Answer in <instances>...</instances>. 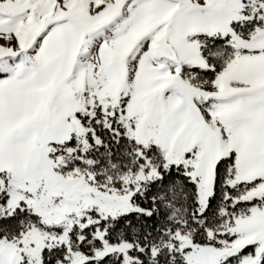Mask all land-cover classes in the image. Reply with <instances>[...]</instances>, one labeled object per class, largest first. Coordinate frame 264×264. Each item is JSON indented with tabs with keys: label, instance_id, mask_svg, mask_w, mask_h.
Wrapping results in <instances>:
<instances>
[{
	"label": "snow or ice",
	"instance_id": "1",
	"mask_svg": "<svg viewBox=\"0 0 264 264\" xmlns=\"http://www.w3.org/2000/svg\"><path fill=\"white\" fill-rule=\"evenodd\" d=\"M0 264H264V0H0Z\"/></svg>",
	"mask_w": 264,
	"mask_h": 264
}]
</instances>
